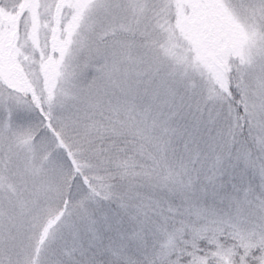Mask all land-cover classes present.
Masks as SVG:
<instances>
[{
	"label": "snow or ice",
	"instance_id": "obj_1",
	"mask_svg": "<svg viewBox=\"0 0 264 264\" xmlns=\"http://www.w3.org/2000/svg\"><path fill=\"white\" fill-rule=\"evenodd\" d=\"M0 264H264V0H0Z\"/></svg>",
	"mask_w": 264,
	"mask_h": 264
}]
</instances>
